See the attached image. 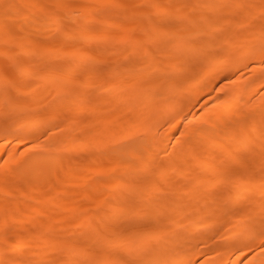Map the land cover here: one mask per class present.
<instances>
[{
  "label": "bare ground",
  "instance_id": "6f19581e",
  "mask_svg": "<svg viewBox=\"0 0 264 264\" xmlns=\"http://www.w3.org/2000/svg\"><path fill=\"white\" fill-rule=\"evenodd\" d=\"M61 1L0 0L52 97L0 100V264H264V0Z\"/></svg>",
  "mask_w": 264,
  "mask_h": 264
},
{
  "label": "rangeland",
  "instance_id": "374dc122",
  "mask_svg": "<svg viewBox=\"0 0 264 264\" xmlns=\"http://www.w3.org/2000/svg\"><path fill=\"white\" fill-rule=\"evenodd\" d=\"M52 1V0H51ZM58 1V0H57ZM76 0H63L61 2H64L66 5L68 6H71ZM142 7V8H141ZM135 7V11H138V10H145L146 7ZM120 20L125 22V15L124 13H122L121 17H120ZM7 20H4V23L6 22ZM138 22H141L142 25L145 27H147V31H150L149 29V25L150 24H155L157 27L159 28H162V27H165L166 25V22L165 21H162L160 19H155L154 15L151 14V13H148L147 15H144L141 19H137L135 17L131 18L130 19V22H126V23H130V25H137ZM125 23V24H126ZM63 24V28H64V32H66L69 28L67 27V24L65 22L62 23ZM29 27H32V25H30ZM97 28V25H91L88 27L89 30L91 29H95ZM113 29L112 28H108L106 29L105 31L106 32H109V31H112ZM24 32L22 31L21 32V35H23ZM139 33L136 32L134 33L132 36L133 37H136ZM54 38V39H52ZM17 39V37L15 36V40ZM44 42L45 43H50V42H54L58 44L61 43V36L57 35V36H54V37H51V34H48V35H45L44 37ZM63 44V43H62ZM7 47V46H6ZM62 47H65V48H68L69 47V44L68 45H65L62 46ZM16 56L15 55H11V57L9 59H7L4 63H2L0 65V70L1 71H4V72H9L11 75L9 76L10 79L13 80L14 84H15V88H7V89H1L0 90V100L1 99H4V98H29V97H33V96H36V97H41L44 102H45V106L43 107L44 110H49L50 109V106H49V101L51 100V95L50 93L46 92V90H42L41 92L39 93H33L31 92V86L33 84V82L35 81V78L33 79H27V80H17L13 77V73H14V70H15V67H13V64L11 61H13V59H15ZM51 64V63H49ZM78 77H80V73H78L77 75ZM17 88H21L24 90V94L20 93V94H17L16 92V89ZM5 100V99H4ZM200 106L201 104L200 103H197L195 105V109H200ZM245 155H247V152L246 151H243V152H240V153H236L235 156L236 157H245ZM162 157H164V155H160ZM72 155L71 154H67L61 161L60 165L57 166V170L60 171L62 168H65L68 164V162L70 161ZM4 160V158H2L0 160V164L2 163V161ZM107 164V161L105 162ZM50 165V167L53 165L52 163H48ZM76 186H68L67 189L69 190H76ZM75 197L77 198V200H79L80 202H82L83 200V196L81 193L79 192H76L75 193ZM80 245H82L83 243V240H80L78 242ZM64 259V258H63ZM63 259H62V262H63Z\"/></svg>",
  "mask_w": 264,
  "mask_h": 264
}]
</instances>
